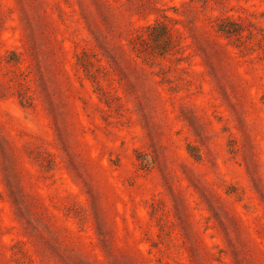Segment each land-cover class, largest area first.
I'll return each mask as SVG.
<instances>
[{"label":"rangeland","instance_id":"1","mask_svg":"<svg viewBox=\"0 0 264 264\" xmlns=\"http://www.w3.org/2000/svg\"><path fill=\"white\" fill-rule=\"evenodd\" d=\"M0 264H264V0H0Z\"/></svg>","mask_w":264,"mask_h":264}]
</instances>
